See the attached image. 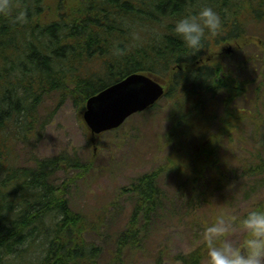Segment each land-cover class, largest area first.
Masks as SVG:
<instances>
[{"label":"trees","instance_id":"trees-1","mask_svg":"<svg viewBox=\"0 0 264 264\" xmlns=\"http://www.w3.org/2000/svg\"><path fill=\"white\" fill-rule=\"evenodd\" d=\"M239 1L11 0V15L0 14V264L118 263L121 253L138 249L142 229L161 210L160 178H182L192 196L205 174L212 184L232 176L218 151L248 118L236 105L243 100L255 106L248 95L258 99L261 91L252 87L255 59L229 66L220 61L227 46L233 54L247 47L249 25L264 23V0ZM206 5L220 14L222 27L206 32L203 48L193 52L174 25ZM21 10L23 22L14 19ZM258 50L264 53L261 45ZM132 73L165 86L170 128L162 144L170 148L168 169L162 175L157 168L123 189L135 209L103 263L104 247L86 236L99 234L101 224L73 211L67 198L90 164L74 153L32 154L23 164L19 147L43 131L40 111L48 97L55 95L58 105L70 100L82 112L87 98ZM242 169L250 177L264 173V159ZM58 170L65 178L57 183ZM178 190L175 199L186 197L181 185ZM207 259L204 242L178 256L182 264Z\"/></svg>","mask_w":264,"mask_h":264},{"label":"rangeland","instance_id":"rangeland-1","mask_svg":"<svg viewBox=\"0 0 264 264\" xmlns=\"http://www.w3.org/2000/svg\"><path fill=\"white\" fill-rule=\"evenodd\" d=\"M247 34L251 40L244 51L236 49L234 54L224 51L228 56L220 61L229 66L239 59L255 58L253 73L257 79L252 87H259L255 90L261 91L258 99L253 93L248 95L257 99L255 113L246 112L247 108L251 109L247 101L241 100V104L236 105L240 106L237 113L246 114L248 118L240 122L218 151L232 176L212 184L205 174L192 196L190 188L182 186V178L173 174L160 178L158 184L164 194L161 210L156 211L142 229L138 249L125 255L121 253L120 261H110V264H182L178 256L205 243L204 228L214 222L217 215L224 212L242 218L249 210L264 206V173H255L251 177L242 173L243 167L264 159V56L260 50L255 51L259 47L253 44L261 42L264 45V23L249 25ZM56 99L52 95L42 104L40 113L46 123L36 141L19 147L21 163L27 164L32 154L52 158L61 153H74L82 162L90 164L89 171L69 187L67 198L73 211L101 224L99 234L88 233L86 236L104 247V263L110 258L114 238L126 229L135 209L134 200L123 189L157 168L162 170V175L167 172L170 148L162 142L170 128L167 121L169 105L162 99L154 108L130 116L115 131L100 134L91 144L89 130L82 119L83 110L79 111L70 100L58 105ZM217 112L219 109L216 108ZM214 129L213 126L210 131ZM54 177L58 183L65 175L58 170ZM179 185L181 190H186V197L181 200L173 197L179 191ZM243 237L244 232L237 228L228 238L241 241ZM205 264H209L208 259Z\"/></svg>","mask_w":264,"mask_h":264},{"label":"clouds","instance_id":"clouds-1","mask_svg":"<svg viewBox=\"0 0 264 264\" xmlns=\"http://www.w3.org/2000/svg\"><path fill=\"white\" fill-rule=\"evenodd\" d=\"M11 0H0V14L11 15ZM26 12L19 11L14 19L23 22ZM220 14L211 6H203L195 15L179 18L174 31L193 52L203 48L206 32L216 33L222 27ZM237 228L244 232L241 241L229 239ZM209 264H264V206L249 210L242 218L231 213L217 215L204 228Z\"/></svg>","mask_w":264,"mask_h":264},{"label":"water","instance_id":"water-1","mask_svg":"<svg viewBox=\"0 0 264 264\" xmlns=\"http://www.w3.org/2000/svg\"><path fill=\"white\" fill-rule=\"evenodd\" d=\"M231 48H228L229 52ZM165 89L156 79L132 73L86 100L82 118L94 144L96 135L118 128L129 116L152 107Z\"/></svg>","mask_w":264,"mask_h":264},{"label":"flooded vegetation","instance_id":"flooded-vegetation-1","mask_svg":"<svg viewBox=\"0 0 264 264\" xmlns=\"http://www.w3.org/2000/svg\"><path fill=\"white\" fill-rule=\"evenodd\" d=\"M242 0L239 1V3H241ZM245 49V48H244ZM243 50V49H242ZM244 51V50H243ZM250 101H252V99H250Z\"/></svg>","mask_w":264,"mask_h":264}]
</instances>
